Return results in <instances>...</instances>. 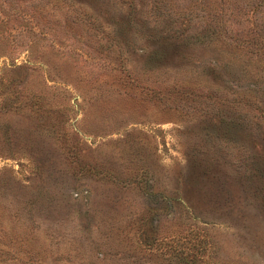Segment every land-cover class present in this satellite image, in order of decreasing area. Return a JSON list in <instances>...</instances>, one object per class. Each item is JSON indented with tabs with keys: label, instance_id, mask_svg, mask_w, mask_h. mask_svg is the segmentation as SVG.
<instances>
[{
	"label": "rangeland",
	"instance_id": "obj_1",
	"mask_svg": "<svg viewBox=\"0 0 264 264\" xmlns=\"http://www.w3.org/2000/svg\"><path fill=\"white\" fill-rule=\"evenodd\" d=\"M2 74L0 264H264V0H0Z\"/></svg>",
	"mask_w": 264,
	"mask_h": 264
},
{
	"label": "trees",
	"instance_id": "obj_2",
	"mask_svg": "<svg viewBox=\"0 0 264 264\" xmlns=\"http://www.w3.org/2000/svg\"><path fill=\"white\" fill-rule=\"evenodd\" d=\"M217 3H224L228 0H214ZM258 1V0H257ZM154 4L157 6L161 5V0H154ZM260 3L256 2L254 3L253 7H251V10H256V5L258 6ZM167 5L169 3H166L165 6L162 8L164 12L168 13L169 9L167 8ZM200 8L204 13H202V16L205 15V10L207 11H214L216 10L215 7L208 5L206 2L199 4ZM211 17V16H208ZM213 20V18H212ZM212 20L208 21L210 24L216 26L220 22ZM210 36V32H209ZM212 40V39H211ZM144 46H149V44H143ZM216 45V44H215ZM3 74L0 75V90H2L1 93V100H0V109H3L5 111H16V112H22L27 114H33L36 118L41 119V117L44 114L51 115V112L49 111V108H46V101H44V93L40 89H32L29 86H24L20 88L17 85L16 76H12L10 79L4 82V79L2 78ZM159 78V75L156 74V79ZM123 84H127L124 82ZM119 91V90H118ZM120 92V91H119ZM49 106V105H48ZM53 129H56L58 131H61L63 129L62 124L61 127L58 126L57 123L52 124Z\"/></svg>",
	"mask_w": 264,
	"mask_h": 264
}]
</instances>
